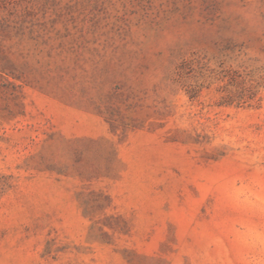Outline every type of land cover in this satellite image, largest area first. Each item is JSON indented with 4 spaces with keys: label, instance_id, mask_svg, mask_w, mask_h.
Masks as SVG:
<instances>
[{
    "label": "rangeland",
    "instance_id": "rangeland-1",
    "mask_svg": "<svg viewBox=\"0 0 264 264\" xmlns=\"http://www.w3.org/2000/svg\"><path fill=\"white\" fill-rule=\"evenodd\" d=\"M0 264H264V0H0Z\"/></svg>",
    "mask_w": 264,
    "mask_h": 264
}]
</instances>
